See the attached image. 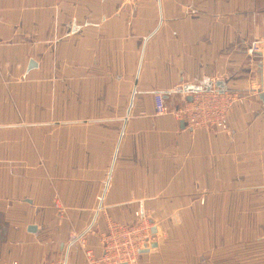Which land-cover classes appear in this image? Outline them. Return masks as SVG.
<instances>
[{
	"label": "crops",
	"instance_id": "1",
	"mask_svg": "<svg viewBox=\"0 0 264 264\" xmlns=\"http://www.w3.org/2000/svg\"><path fill=\"white\" fill-rule=\"evenodd\" d=\"M200 85L247 97L226 130L154 115ZM263 88L264 0H0V264H86L135 212L140 264H264Z\"/></svg>",
	"mask_w": 264,
	"mask_h": 264
},
{
	"label": "built area",
	"instance_id": "2",
	"mask_svg": "<svg viewBox=\"0 0 264 264\" xmlns=\"http://www.w3.org/2000/svg\"><path fill=\"white\" fill-rule=\"evenodd\" d=\"M206 44L205 42H203ZM251 50L260 53L259 43H254ZM192 94L189 102L177 108H171L164 100L163 94H154V115L171 116L191 129L211 128L227 129V116L231 110L244 103L247 97L234 91H217L204 89L202 85ZM255 92L264 93L262 90ZM55 213L59 218L66 215V209L59 200L54 202ZM134 221L108 220L105 230L100 235L101 254L95 256L90 249L84 251L86 264H140V251L153 241L151 224L143 218L141 212L134 213ZM72 240L78 241L73 235ZM53 264H63L58 260Z\"/></svg>",
	"mask_w": 264,
	"mask_h": 264
},
{
	"label": "water",
	"instance_id": "3",
	"mask_svg": "<svg viewBox=\"0 0 264 264\" xmlns=\"http://www.w3.org/2000/svg\"><path fill=\"white\" fill-rule=\"evenodd\" d=\"M186 89H187V92L190 93V94H193V93H195L198 90L197 88H193L191 86H189ZM260 98L264 101V94H262ZM156 246H157L156 242H151V244H150V246L148 248H145V249L140 251V254L147 253V252L150 251V249L156 248Z\"/></svg>",
	"mask_w": 264,
	"mask_h": 264
},
{
	"label": "rangeland",
	"instance_id": "4",
	"mask_svg": "<svg viewBox=\"0 0 264 264\" xmlns=\"http://www.w3.org/2000/svg\"><path fill=\"white\" fill-rule=\"evenodd\" d=\"M249 250L264 251V243L249 244Z\"/></svg>",
	"mask_w": 264,
	"mask_h": 264
},
{
	"label": "bare ground",
	"instance_id": "5",
	"mask_svg": "<svg viewBox=\"0 0 264 264\" xmlns=\"http://www.w3.org/2000/svg\"><path fill=\"white\" fill-rule=\"evenodd\" d=\"M196 88H197V87H196ZM197 89H198V88H197ZM191 99H192V94H191ZM190 101H191V100H190ZM149 246H150V245H149ZM149 246H148V247H149ZM148 247H147V248H148Z\"/></svg>",
	"mask_w": 264,
	"mask_h": 264
}]
</instances>
